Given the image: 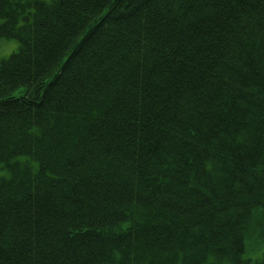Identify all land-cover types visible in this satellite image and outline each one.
I'll use <instances>...</instances> for the list:
<instances>
[{
	"label": "trees",
	"instance_id": "obj_1",
	"mask_svg": "<svg viewBox=\"0 0 264 264\" xmlns=\"http://www.w3.org/2000/svg\"><path fill=\"white\" fill-rule=\"evenodd\" d=\"M0 38V264H264V0H0Z\"/></svg>",
	"mask_w": 264,
	"mask_h": 264
},
{
	"label": "bare ground",
	"instance_id": "obj_2",
	"mask_svg": "<svg viewBox=\"0 0 264 264\" xmlns=\"http://www.w3.org/2000/svg\"><path fill=\"white\" fill-rule=\"evenodd\" d=\"M167 7H168V6H167ZM105 24H106V23H103V22L99 23V25L103 26L104 28H105ZM106 26H107V28H110V23H108ZM98 30H99V28H98L95 24H92V25L88 28V30H87V36H88V37H93V36H95V35L97 34ZM85 39L90 40V39L87 38V37H86ZM87 43H88V42H86V44H85L84 41H83L82 44L85 46V45H87ZM100 45H101V44H100ZM150 47H153V46L151 45ZM108 48H109V45H108ZM108 48L105 49V50H102V51H103V52H104V51H110ZM78 57L81 58V56L79 55V53H78V55H74V54H68V55H65V56H64V59H65L64 64H66V66L70 67V66L72 65V63L75 62V61L78 59ZM99 58H100L99 61H100V62H103V61L106 60L107 57H105V56H100ZM107 66H109V64H108V63H107V64L105 63V67H107ZM109 67H110V66H109ZM77 139H78L77 141L80 142V139H79V138H77ZM89 178H92V179H93V177H91V176H89ZM81 180H82L81 178H77V179H75V181H74L75 187H73V188H76V187L78 186V184L82 182ZM66 189H69V188H66ZM66 193L68 194L67 196L72 197V190H70L69 192H66ZM179 250H180V248H178V249L176 250V252H175V251L172 250V248H170V251H171V252H175L176 255L178 254ZM182 250H183L185 253L189 252L187 246L184 247V248H182ZM183 251H180L179 253H184ZM192 261H193V260H191L190 263H191Z\"/></svg>",
	"mask_w": 264,
	"mask_h": 264
},
{
	"label": "rangeland",
	"instance_id": "obj_3",
	"mask_svg": "<svg viewBox=\"0 0 264 264\" xmlns=\"http://www.w3.org/2000/svg\"><path fill=\"white\" fill-rule=\"evenodd\" d=\"M44 1H50V0H44ZM18 39L16 38H0V63L3 58L8 57L12 52H14L18 47ZM8 171L7 170H1L0 177L1 176H7ZM264 253V243L260 250H258L255 254H253V257H260Z\"/></svg>",
	"mask_w": 264,
	"mask_h": 264
}]
</instances>
